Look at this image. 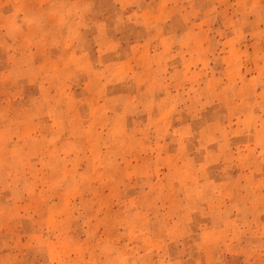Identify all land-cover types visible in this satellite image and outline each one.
I'll return each mask as SVG.
<instances>
[{
  "label": "rangeland",
  "instance_id": "1",
  "mask_svg": "<svg viewBox=\"0 0 264 264\" xmlns=\"http://www.w3.org/2000/svg\"><path fill=\"white\" fill-rule=\"evenodd\" d=\"M0 264H264V0H0Z\"/></svg>",
  "mask_w": 264,
  "mask_h": 264
}]
</instances>
